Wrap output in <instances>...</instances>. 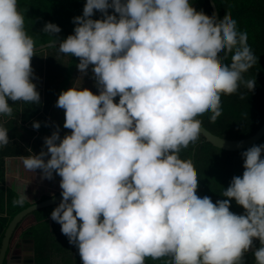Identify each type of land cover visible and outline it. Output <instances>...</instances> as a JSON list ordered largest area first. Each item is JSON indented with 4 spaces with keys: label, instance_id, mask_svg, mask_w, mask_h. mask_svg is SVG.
<instances>
[{
    "label": "clouds",
    "instance_id": "1",
    "mask_svg": "<svg viewBox=\"0 0 264 264\" xmlns=\"http://www.w3.org/2000/svg\"><path fill=\"white\" fill-rule=\"evenodd\" d=\"M73 22L63 39L54 22L42 31L79 58L80 77L92 66L98 93L61 90L55 104L71 131L61 136L56 125L21 161L42 179L60 177L50 217L82 264H245L255 239V264H264V143L240 153L242 175L215 202L197 194L198 175L179 158L199 140L197 118L221 115L222 94L254 90L255 78L243 75L256 62L247 31L228 14L205 18L192 0H86ZM35 49L18 0H0V114H12L9 99L40 103ZM8 142L0 126V145ZM26 198L22 191L13 203ZM232 199L243 214L230 210Z\"/></svg>",
    "mask_w": 264,
    "mask_h": 264
},
{
    "label": "trees",
    "instance_id": "2",
    "mask_svg": "<svg viewBox=\"0 0 264 264\" xmlns=\"http://www.w3.org/2000/svg\"><path fill=\"white\" fill-rule=\"evenodd\" d=\"M214 1L219 11L220 21L228 14L237 21L239 30H246L248 33L247 42L256 56V62L243 75L245 79L255 78L256 85L251 92L241 85L236 93L222 94V113L214 123L209 119L211 113L197 119L202 126L214 134L230 139H241L255 133L264 122V0ZM85 2L86 0H18L21 10L25 13V28L33 37L35 46L48 43L53 39L50 34L42 31L46 21L60 26L61 32L56 35L61 39L72 34L75 26L73 17L82 14ZM192 2L197 10L203 12L205 18H214L208 0H192ZM101 15L98 10H95L93 18H101ZM53 49L57 48L50 47L46 50ZM66 55L68 60L66 64L61 65V67L64 66L60 68L61 71L57 70L54 63L49 62V65H44L43 61L37 60V57L31 60V64H36L35 70L33 69L35 75L44 79L43 92L49 107L52 106L54 96L58 95L61 90L69 88L76 81L75 76L78 71L76 64L79 58L71 54ZM230 58L231 54L226 62H230ZM80 84L82 88L86 87L98 93L94 76L89 69L87 75L77 81V86ZM57 117L61 118L58 121L61 120L63 125L65 119L63 108H59ZM67 131L71 130L67 129ZM260 143H264V137L257 144ZM242 151L230 152L216 148L200 135L195 145H190L179 153V158L182 162H190L197 173V194L201 197L208 195L215 202L218 199H226L222 196L224 188L228 186L234 175H242L244 170L243 159L240 155ZM24 153V151L13 150V155H24ZM59 193L61 189L55 195ZM50 197L45 196L41 201ZM31 204L34 203L25 200L18 206V210L13 212L11 220ZM55 206L35 211L21 222L11 240L8 254L16 248L20 249L24 242H32L35 246V264H82L76 247L70 244L61 232L60 224L50 217ZM230 210L237 214L244 212L243 207L237 205L234 199L231 201ZM254 245L259 246L258 239L254 240ZM244 258L245 264H255L253 253L244 254ZM146 264H168V262L166 260L153 262L146 259Z\"/></svg>",
    "mask_w": 264,
    "mask_h": 264
},
{
    "label": "crops",
    "instance_id": "3",
    "mask_svg": "<svg viewBox=\"0 0 264 264\" xmlns=\"http://www.w3.org/2000/svg\"><path fill=\"white\" fill-rule=\"evenodd\" d=\"M61 55L62 58H60ZM36 57L38 58L37 60L43 61L42 64L44 63V65H49V62L54 63L58 71H61L60 68H64L61 65L66 64L68 60L67 55L61 54L58 49L35 52L32 59ZM31 65L35 70L36 64ZM33 79L40 93V103L13 102L9 99L8 102L11 104L12 114H0V126L7 128L8 131L11 123L15 125L14 123L16 122L18 126H21L20 129L11 131L13 136L10 137L8 135L9 142L7 144L0 145V248L5 232L11 222V215L20 206V204H12V201L18 198L20 192L25 191V195L27 196L26 201L36 203L41 201L45 196L50 197L55 195L60 190V178L58 175L54 174L52 179H42L40 169L35 170V172L25 169L21 161L22 155H13V150L24 151V155H28V148H31L34 153H39L42 147H44V140L42 141V138L44 139L45 136L50 135L56 125L60 127L61 136L68 132L63 127L61 120V122L55 121L58 120L56 119V113L58 114L60 108L55 104L59 94L54 96L52 106H47L46 95L43 92L45 86L44 79L38 78L36 75ZM72 85L77 86V80L69 87ZM33 121H39L40 127L34 128L32 126ZM26 243L24 242L20 249L16 248V250L10 252L8 255H23L24 249H26V246L24 248V244L26 245Z\"/></svg>",
    "mask_w": 264,
    "mask_h": 264
},
{
    "label": "water",
    "instance_id": "4",
    "mask_svg": "<svg viewBox=\"0 0 264 264\" xmlns=\"http://www.w3.org/2000/svg\"><path fill=\"white\" fill-rule=\"evenodd\" d=\"M208 1L211 5L213 16L215 20L217 21V23H219L220 15H219L217 5L214 0H208ZM58 45H59V42H57V46ZM49 47H54V46H51L50 42L36 46L35 52L46 50ZM88 69L91 72V74L94 76L91 65H89ZM114 102H118L117 97L114 98ZM200 135L204 137L207 143L212 144L216 148H219L225 151H230V152L242 151L252 146L253 144H257L264 137V122L255 133H253L252 135L248 137L241 138V139H230V138L219 136L217 134H214L213 132H211L210 130H208L206 127L202 125H201ZM61 198H62L61 193H59L43 201L31 204L27 208L21 210L19 213H17L12 218L5 232V235H4L2 244H1L0 264H35L34 243L29 242V243H26V245L24 244V248L26 246V249H24V254L21 256L16 255V254L8 255L11 240L18 226L28 215L34 213L35 211L57 205L60 202ZM254 251H255V247H250L248 251L244 252V254L254 253Z\"/></svg>",
    "mask_w": 264,
    "mask_h": 264
},
{
    "label": "rangeland",
    "instance_id": "5",
    "mask_svg": "<svg viewBox=\"0 0 264 264\" xmlns=\"http://www.w3.org/2000/svg\"><path fill=\"white\" fill-rule=\"evenodd\" d=\"M61 54H63V53H61ZM60 58H62V55H61V57ZM81 76V73L79 72V70L76 72V80L77 81H80L81 80V78L82 77H80ZM19 105V104H18ZM56 116H57V113H56ZM56 119H61V118H59V117H56ZM55 121H57V122H59L58 120H55ZM15 125H13L12 123H11V125L9 126V131H10V133H9V131H8V135L10 136V137H12L13 135L11 134V131H14V129H20L21 128V126H18L17 124H16V122L14 123ZM44 139L42 138V141H43ZM59 177V176H58Z\"/></svg>",
    "mask_w": 264,
    "mask_h": 264
}]
</instances>
